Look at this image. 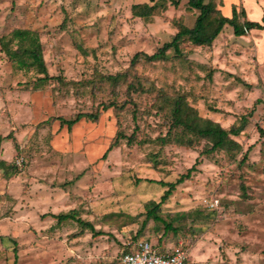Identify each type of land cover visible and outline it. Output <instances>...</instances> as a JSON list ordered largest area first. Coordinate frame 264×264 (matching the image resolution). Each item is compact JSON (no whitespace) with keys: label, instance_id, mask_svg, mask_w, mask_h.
Wrapping results in <instances>:
<instances>
[{"label":"rangeland","instance_id":"rangeland-1","mask_svg":"<svg viewBox=\"0 0 264 264\" xmlns=\"http://www.w3.org/2000/svg\"><path fill=\"white\" fill-rule=\"evenodd\" d=\"M199 15L188 0H0V264H117L140 243L182 248L191 264H264V61L252 34L227 26L210 46L184 38L179 53L136 58ZM35 43L45 83L12 57L31 63ZM79 114L99 120H57ZM210 126L244 127L213 150Z\"/></svg>","mask_w":264,"mask_h":264},{"label":"trees","instance_id":"trees-1","mask_svg":"<svg viewBox=\"0 0 264 264\" xmlns=\"http://www.w3.org/2000/svg\"><path fill=\"white\" fill-rule=\"evenodd\" d=\"M156 0H150V2H155ZM172 3L174 6H178L179 3L182 0H168ZM190 6L199 11L200 15L197 17L195 25L193 28H183L181 31H179L175 36L172 42L166 43L157 53H155L152 56H149L145 53H139V55L136 56V58L144 57L145 60L148 62H154L157 60H161L165 58L166 53L170 51L171 49L175 50L177 53L180 52V43L184 38H188L193 44L197 46H210L217 38L218 36L222 33L223 29L227 26H231L233 29V33L236 37H244L248 34V32H251L252 30H264V20L263 24L261 23H256V22H250L246 21L244 23H241L239 21V14L237 13L236 10H234L233 17L228 19L223 17L218 10H216L215 6L213 3H207L206 0H188ZM144 6V7H143ZM136 8H141L143 9V13H141V16H149L151 12L153 11V7H150L149 5H137L135 6ZM217 13L220 15L218 18V25L216 29L209 34L208 28L214 23V21H211L210 15L212 13ZM28 35L27 32L25 31H16L15 33V38L19 39V42H23V39L26 38ZM36 47L32 50L24 51L23 53L28 59H31L32 62L28 63L27 61L24 60V56L22 55L21 57L19 56H12V53L10 55L14 58H18L20 68H28L31 66H34L39 69L40 73L44 75V78L39 80V83H45L48 80L47 77V69L44 65V62L42 60L41 52L39 45L36 44ZM135 58V59H136ZM17 60V59H15ZM29 66V67H28ZM32 68V67H31ZM58 121H60L61 126L67 125L68 129L71 130L73 126L76 124L80 123L83 120H88V121H93L97 122L99 120V116L97 115H92V114H79L75 116L71 120H66L63 118H58ZM244 127V126H243ZM243 127L236 128L234 127L230 131H226L221 128H216L214 126H210L207 129H205L202 133L204 135H209L212 137H215V143L213 145V150L220 148L226 143V139L229 137V135L232 136H238L240 132L242 131ZM116 143V142H115ZM113 149V145H111L108 150L104 154V158L107 157V154ZM183 182V179L179 180L177 183ZM176 183V184H177ZM176 184H169V190L166 192V194L163 197V201L167 200V198L172 194V191L175 189ZM59 222H65L68 220H75L79 222L80 224L83 223L82 220L76 219L74 215H58L56 216Z\"/></svg>","mask_w":264,"mask_h":264},{"label":"crops","instance_id":"crops-1","mask_svg":"<svg viewBox=\"0 0 264 264\" xmlns=\"http://www.w3.org/2000/svg\"><path fill=\"white\" fill-rule=\"evenodd\" d=\"M219 13L225 18H232L234 10L239 14V21H246L263 24L264 0H219ZM252 39L255 44L256 54L259 61H264V30H252Z\"/></svg>","mask_w":264,"mask_h":264},{"label":"built area","instance_id":"built-area-1","mask_svg":"<svg viewBox=\"0 0 264 264\" xmlns=\"http://www.w3.org/2000/svg\"><path fill=\"white\" fill-rule=\"evenodd\" d=\"M117 264H191V262L182 248L162 253L150 243H140L123 252Z\"/></svg>","mask_w":264,"mask_h":264}]
</instances>
